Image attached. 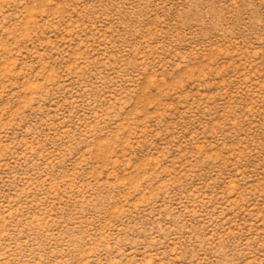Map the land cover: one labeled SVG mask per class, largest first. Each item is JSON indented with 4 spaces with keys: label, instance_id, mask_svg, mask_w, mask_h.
<instances>
[{
    "label": "rangeland",
    "instance_id": "obj_1",
    "mask_svg": "<svg viewBox=\"0 0 264 264\" xmlns=\"http://www.w3.org/2000/svg\"><path fill=\"white\" fill-rule=\"evenodd\" d=\"M0 264H264V0H0Z\"/></svg>",
    "mask_w": 264,
    "mask_h": 264
}]
</instances>
